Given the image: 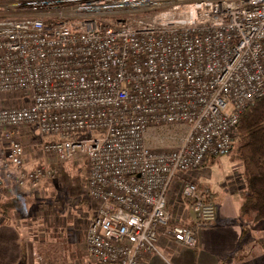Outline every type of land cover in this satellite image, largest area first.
Masks as SVG:
<instances>
[{"label":"built area","instance_id":"2783aa9c","mask_svg":"<svg viewBox=\"0 0 264 264\" xmlns=\"http://www.w3.org/2000/svg\"><path fill=\"white\" fill-rule=\"evenodd\" d=\"M0 3L24 12L0 20V95L29 97L0 109L6 180L35 190L55 178L25 170L14 131L35 127L54 138L43 153L85 159L97 205L85 235L93 264H139L161 236L195 249L192 230L170 225L167 192L180 174L229 150L240 116L264 98V0ZM173 127L183 135L149 137ZM158 139L178 146H148ZM182 196L197 225L215 222L207 189L186 180Z\"/></svg>","mask_w":264,"mask_h":264},{"label":"rangeland","instance_id":"374dc122","mask_svg":"<svg viewBox=\"0 0 264 264\" xmlns=\"http://www.w3.org/2000/svg\"><path fill=\"white\" fill-rule=\"evenodd\" d=\"M22 17H24V12L14 7L13 4L0 3V20L21 19ZM28 100L29 97L23 94H1L0 109L23 107L28 104ZM183 133V130H176L174 127L159 128L151 130L149 137H155V134L161 136L172 134V136L181 137ZM14 136L23 145L26 153L24 163L27 172L43 167L55 172L56 176L52 181L42 182L35 190H31L28 185L20 188L6 180L0 163V182H2L0 199L6 200L12 196L22 195L26 199L25 207L14 218L16 223L20 224L23 236L28 235L34 246L38 247L42 253H50V257L56 261V264H65L69 261L73 264L77 258L82 256L79 254L85 243L88 219L97 208L86 192L85 159L76 156L61 163L55 157L43 153L40 145L51 142L54 138L41 137L35 127H21L14 131ZM152 142H154L152 144H162L164 147H167V144H175L174 141L169 140ZM5 148L4 131H0V151ZM152 148L159 149L161 146L156 145ZM204 165L209 177L207 184L220 198L230 191H236L238 194L243 192L242 165L234 151L210 157ZM262 249H264V243H262Z\"/></svg>","mask_w":264,"mask_h":264},{"label":"crops","instance_id":"0c3cea01","mask_svg":"<svg viewBox=\"0 0 264 264\" xmlns=\"http://www.w3.org/2000/svg\"><path fill=\"white\" fill-rule=\"evenodd\" d=\"M152 143L154 142L150 141L148 144L150 148L158 145L161 146L159 149L170 150L178 146L176 142L167 144V147ZM208 178L203 165L199 170L180 174L172 181L167 192L170 225L192 230L196 248L189 249L172 238L161 236L157 242L156 252L142 257L139 264H264V249H262L264 222L240 215L242 192L238 194L236 191H230L220 198L207 184ZM186 180L193 181L200 188L208 190V197L214 204L217 214L213 224L195 223L190 202L182 196V185ZM14 221L15 218L13 221L0 219V264H56L50 253H42L34 246L28 235L23 236L20 224ZM84 244L79 254L82 256L73 264H93L84 250ZM71 263L69 261L65 264Z\"/></svg>","mask_w":264,"mask_h":264},{"label":"trees","instance_id":"16d2710c","mask_svg":"<svg viewBox=\"0 0 264 264\" xmlns=\"http://www.w3.org/2000/svg\"><path fill=\"white\" fill-rule=\"evenodd\" d=\"M228 151H234L243 170L240 215L264 222V98L254 101L240 116ZM25 201L22 195L0 199V218L13 221L24 209Z\"/></svg>","mask_w":264,"mask_h":264}]
</instances>
